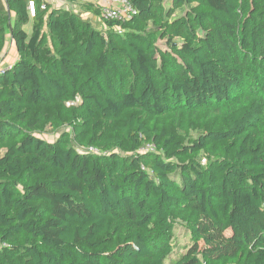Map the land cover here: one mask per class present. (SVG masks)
<instances>
[{
    "label": "trees",
    "instance_id": "1",
    "mask_svg": "<svg viewBox=\"0 0 264 264\" xmlns=\"http://www.w3.org/2000/svg\"><path fill=\"white\" fill-rule=\"evenodd\" d=\"M130 1L0 0V264H264V0Z\"/></svg>",
    "mask_w": 264,
    "mask_h": 264
},
{
    "label": "rangeland",
    "instance_id": "2",
    "mask_svg": "<svg viewBox=\"0 0 264 264\" xmlns=\"http://www.w3.org/2000/svg\"><path fill=\"white\" fill-rule=\"evenodd\" d=\"M54 4V3H53ZM94 25L98 26L99 28H103L100 25H98L96 22H92ZM10 44L11 41L10 39L8 40L7 43V47L5 52L2 55V58L0 59V65L4 66L3 59L5 58L6 54L8 51H10ZM5 65L11 64L10 62H5ZM68 105V104H67ZM69 106V105H68ZM64 117V124L65 126L61 127L60 130L57 131H51L49 132L46 131L45 132V136L47 138H52L55 139L57 137H59L61 135V133L63 131H67V133L70 134H74L75 132L72 130V128H70L71 126L68 125V120L70 119L69 117L63 116ZM185 116H181V120L184 118ZM188 115L183 119L184 121L181 122L182 124L179 127H169V131H173L174 135L180 139L183 143H190L192 142L194 139L198 138L199 136H201L203 133H206L210 128H212V126H220V124H222V117H218L217 119L214 120V122H212V124L206 126L205 128H203L202 126H198L195 123H191L189 121V119L187 118ZM197 120V118H195V121ZM77 148L80 150L85 149V145L81 144V143H77L76 144ZM215 145L210 144L209 149H213ZM207 153L208 151H201L199 153V160H202L203 162H205L206 157H207ZM177 216H181L180 214ZM183 218V217H182ZM185 219H181V218H177V222L175 223V231H174V250L171 253L170 256H168V258L166 259V261H170L172 258H174L175 256H177L179 253L184 251V247L187 243H189V239H190V234L187 231V228L184 226L185 223ZM230 233V231H228V234ZM115 237H117L116 235H105L103 236V238L106 239V241L108 243H110L111 238L114 239Z\"/></svg>",
    "mask_w": 264,
    "mask_h": 264
},
{
    "label": "crops",
    "instance_id": "3",
    "mask_svg": "<svg viewBox=\"0 0 264 264\" xmlns=\"http://www.w3.org/2000/svg\"><path fill=\"white\" fill-rule=\"evenodd\" d=\"M50 2L54 3L55 6H60L64 8L71 9L77 13H80L85 18H90L91 21L96 22L98 25L103 27V21L100 17L96 16L93 13L84 11V7L82 6L83 3H92L96 7L103 8L106 5H109V0H72V1H65V0H49ZM32 13V12H31ZM33 15V13H32ZM28 30L30 29V24L26 27ZM10 51L7 52L5 58L3 59L4 66L5 62H14L17 59V52L15 49L14 44L11 41L10 44ZM2 58V57H1Z\"/></svg>",
    "mask_w": 264,
    "mask_h": 264
},
{
    "label": "built area",
    "instance_id": "4",
    "mask_svg": "<svg viewBox=\"0 0 264 264\" xmlns=\"http://www.w3.org/2000/svg\"><path fill=\"white\" fill-rule=\"evenodd\" d=\"M109 3V5H106L102 8V15L104 18L125 21L132 18L137 13V10L130 0H109ZM30 11L34 13L33 3L30 4ZM75 103V101H71L68 103V105ZM91 150L95 151L93 148H91Z\"/></svg>",
    "mask_w": 264,
    "mask_h": 264
}]
</instances>
